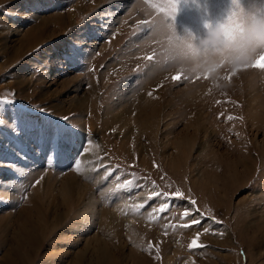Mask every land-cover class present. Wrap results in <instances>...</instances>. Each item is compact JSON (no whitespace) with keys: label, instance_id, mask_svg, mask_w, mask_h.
Instances as JSON below:
<instances>
[{"label":"rangeland","instance_id":"374dc122","mask_svg":"<svg viewBox=\"0 0 264 264\" xmlns=\"http://www.w3.org/2000/svg\"><path fill=\"white\" fill-rule=\"evenodd\" d=\"M162 2L0 0V264H264V70Z\"/></svg>","mask_w":264,"mask_h":264},{"label":"clouds","instance_id":"9594fccd","mask_svg":"<svg viewBox=\"0 0 264 264\" xmlns=\"http://www.w3.org/2000/svg\"><path fill=\"white\" fill-rule=\"evenodd\" d=\"M234 13L245 28L243 34V40L247 45L245 50H238L226 32L227 22ZM205 28L206 35L195 44L194 54L203 53L208 59L205 63H194L191 71L213 68L219 60L232 65L253 62L264 64V61H256L257 46L264 42V6L245 8L241 0H230V7L224 17L215 24L207 23Z\"/></svg>","mask_w":264,"mask_h":264},{"label":"snow or ice","instance_id":"6c2138e0","mask_svg":"<svg viewBox=\"0 0 264 264\" xmlns=\"http://www.w3.org/2000/svg\"><path fill=\"white\" fill-rule=\"evenodd\" d=\"M147 2L151 3V0H147ZM179 3H180V0H163V2L159 4L158 6L155 4L152 5L153 7L157 9L158 12L163 14V17H164L163 26L168 27V28H173V27L175 28L173 21L175 20V17L177 15ZM205 27H207V24H205ZM244 31H245V28L242 22L240 21L239 17L235 15L234 13L233 16H231L227 22L226 32L230 38L231 43L236 45L238 50H245L247 48V45L243 40ZM177 43H179V40L177 41ZM149 59H151V57H149ZM256 61H264V42L259 43L257 46ZM247 67H253V68H258L260 70H264V64H258L256 62H253L251 64H243V68H247ZM181 78H182L181 73H178L176 76L173 77L174 80L181 79ZM183 78H186V77H183ZM229 119H233V117H229ZM157 194H160V193H157ZM169 195L175 198H184V194L180 191L171 193ZM190 202L193 205L196 204L195 200H191ZM161 211H163V209H161ZM197 211H199V209H197ZM190 214L191 213L187 210L184 212L185 217L189 216ZM199 223H200L199 220L193 219L191 220L190 223L185 224L184 226L191 227L192 225L199 224ZM198 240H199V233L191 241L189 245L190 250L193 248L204 247V245L198 243ZM152 246L153 245L150 243L149 248H151Z\"/></svg>","mask_w":264,"mask_h":264}]
</instances>
